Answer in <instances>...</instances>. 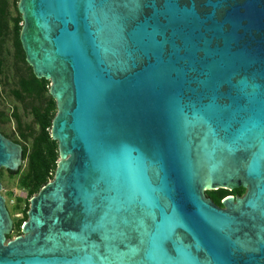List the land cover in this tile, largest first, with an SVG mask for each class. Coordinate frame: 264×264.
<instances>
[{
	"label": "water",
	"instance_id": "obj_1",
	"mask_svg": "<svg viewBox=\"0 0 264 264\" xmlns=\"http://www.w3.org/2000/svg\"><path fill=\"white\" fill-rule=\"evenodd\" d=\"M17 10L59 158L12 239L0 193V264H264V0ZM22 159L0 133V168Z\"/></svg>",
	"mask_w": 264,
	"mask_h": 264
},
{
	"label": "trees",
	"instance_id": "obj_2",
	"mask_svg": "<svg viewBox=\"0 0 264 264\" xmlns=\"http://www.w3.org/2000/svg\"><path fill=\"white\" fill-rule=\"evenodd\" d=\"M17 2L18 0H13ZM7 0H0V39L8 30V23L11 24V35L16 57L24 62L29 72L27 75L18 79V89L15 90L17 99L29 98L33 104L31 105V113L34 122L37 125V131L31 137L30 145L25 144L27 137L23 135L22 158L26 159V168L22 172L19 179V186L27 191L29 198L36 194L39 189L53 178L57 160L59 158L57 142L50 136L52 119L56 113L55 100L49 94L50 81L44 78H37L31 67L25 61V55L22 50L19 34L22 26V18L17 10L15 3V15L8 20ZM2 61L0 59V69ZM13 117L16 123H19L18 116L14 113ZM10 174H17L18 171L7 170ZM245 189L243 187L234 188L232 190L218 188L215 190H205V195L210 197L214 203L222 206L221 200L224 196L232 194L241 196ZM29 201L25 204L24 219H22L15 227V230L21 234V224L27 219L26 210H28ZM10 235H7L9 238Z\"/></svg>",
	"mask_w": 264,
	"mask_h": 264
},
{
	"label": "rangeland",
	"instance_id": "obj_3",
	"mask_svg": "<svg viewBox=\"0 0 264 264\" xmlns=\"http://www.w3.org/2000/svg\"><path fill=\"white\" fill-rule=\"evenodd\" d=\"M7 1L8 20H10L15 15L14 6L17 2ZM11 27V24L8 23V30L0 39V59L2 61L0 69V133L18 143L24 142L22 137L25 135L27 137L25 144L30 145L31 137L37 131V125L31 113L33 102L29 98L17 99L15 94V90L18 89V79L27 75L29 69L24 62L16 57ZM14 113L18 116L19 123H16L13 117ZM25 168L26 159H22L17 174H10L7 169L0 168V183L2 186L0 193L5 199V205L13 223L8 239L20 235L15 227L24 219L25 209L27 208L25 204L30 199L27 191L19 186V179Z\"/></svg>",
	"mask_w": 264,
	"mask_h": 264
}]
</instances>
